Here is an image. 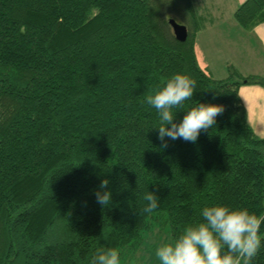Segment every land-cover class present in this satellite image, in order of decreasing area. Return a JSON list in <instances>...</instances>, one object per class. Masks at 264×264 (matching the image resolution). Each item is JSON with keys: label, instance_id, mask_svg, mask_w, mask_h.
Listing matches in <instances>:
<instances>
[{"label": "trees", "instance_id": "1", "mask_svg": "<svg viewBox=\"0 0 264 264\" xmlns=\"http://www.w3.org/2000/svg\"><path fill=\"white\" fill-rule=\"evenodd\" d=\"M181 8L186 21L171 15ZM199 15L190 0H0V264H92L108 247L126 264L154 225L174 238L205 206L264 217V137L239 93L264 77L233 63L227 78L209 76L195 53ZM234 15L252 29L264 0ZM171 17L187 25L186 41ZM178 72L196 81L186 104L223 111L196 142L165 137L162 147L144 100ZM105 178L107 207L95 195ZM147 191L159 197L150 215ZM251 264H264V239Z\"/></svg>", "mask_w": 264, "mask_h": 264}, {"label": "clouds", "instance_id": "2", "mask_svg": "<svg viewBox=\"0 0 264 264\" xmlns=\"http://www.w3.org/2000/svg\"><path fill=\"white\" fill-rule=\"evenodd\" d=\"M196 87L194 79L178 72L148 91L144 102L158 114L160 123L156 127L162 141L168 137L194 143L201 131L216 124V118L223 111L221 105L186 104L192 100ZM179 111L185 115L177 122ZM162 147H167V141ZM108 185L109 179H103L95 193L97 203L105 207L112 201L111 190L103 191ZM143 200L141 214L150 215L158 208L159 197L154 191L145 192ZM201 217L200 221L188 224L178 236L160 244L155 252L160 264H251L264 239L260 232L264 217L247 208L223 204L205 206ZM92 264H121L120 249L98 248Z\"/></svg>", "mask_w": 264, "mask_h": 264}, {"label": "crops", "instance_id": "3", "mask_svg": "<svg viewBox=\"0 0 264 264\" xmlns=\"http://www.w3.org/2000/svg\"><path fill=\"white\" fill-rule=\"evenodd\" d=\"M244 1L237 0V8ZM236 9L211 19L205 17L204 22L199 20L201 28L195 37L197 60L201 68L215 79L229 76V63H233L245 76L264 77V22L247 29L236 19ZM208 11L212 12V9ZM239 93L249 124L257 136L264 137V87L245 84Z\"/></svg>", "mask_w": 264, "mask_h": 264}, {"label": "rangeland", "instance_id": "4", "mask_svg": "<svg viewBox=\"0 0 264 264\" xmlns=\"http://www.w3.org/2000/svg\"><path fill=\"white\" fill-rule=\"evenodd\" d=\"M195 13L201 15L197 16V19L201 18L204 22L205 17L211 19L220 16L221 13H231L232 9H236L238 6L237 0H190ZM169 4V3H168ZM240 5V4H239ZM180 7H182L179 4ZM215 6V9H213ZM209 8L212 12L208 11ZM220 8V9H219ZM183 13L185 9L181 8L179 11L171 13V15L176 16L179 21H186ZM225 15V14H224ZM173 238L168 227H161L159 225H154L150 231L144 234V249L142 252L132 257L130 261L126 264H160L156 258V249L160 246L162 242H165Z\"/></svg>", "mask_w": 264, "mask_h": 264}, {"label": "water", "instance_id": "5", "mask_svg": "<svg viewBox=\"0 0 264 264\" xmlns=\"http://www.w3.org/2000/svg\"><path fill=\"white\" fill-rule=\"evenodd\" d=\"M175 37L179 41H186L188 38V27L186 24L177 21L174 17L169 18Z\"/></svg>", "mask_w": 264, "mask_h": 264}]
</instances>
